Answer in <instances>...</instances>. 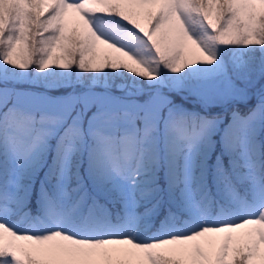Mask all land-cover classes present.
<instances>
[{
    "label": "snow or ice",
    "instance_id": "1",
    "mask_svg": "<svg viewBox=\"0 0 264 264\" xmlns=\"http://www.w3.org/2000/svg\"><path fill=\"white\" fill-rule=\"evenodd\" d=\"M97 15L137 30L139 55L102 38ZM217 46L264 51V0H25L7 15L0 264H264V97L221 129L220 117L178 108L159 92L139 103L88 84L128 73L184 87L197 77L193 94L228 99L241 91L236 80L256 70H198L217 64ZM81 70L87 91L79 94L54 98L16 86L76 85ZM245 184L250 198L240 193ZM33 197L38 214H21ZM109 203L120 207L115 216ZM165 206L158 230L137 233ZM21 216L27 222L14 223Z\"/></svg>",
    "mask_w": 264,
    "mask_h": 264
},
{
    "label": "trees",
    "instance_id": "2",
    "mask_svg": "<svg viewBox=\"0 0 264 264\" xmlns=\"http://www.w3.org/2000/svg\"><path fill=\"white\" fill-rule=\"evenodd\" d=\"M24 2L25 0H0V23H2L7 18V15L10 12L15 10L17 13H19L20 5L23 4ZM95 17L97 18V20L101 22V24H103L106 28H108L109 31L115 36L121 37V34L123 32V33L130 34L127 38L130 41L136 42L134 40V37H137V36L143 39V37L141 36V34L137 32V30L133 29L130 25H127L126 22L120 20L117 17H108V16H103V15H97ZM243 47H253V46H227V47L217 46L215 51L219 54V57L221 59L220 64H216L213 66H199L198 65L197 69L200 71H204V72L211 71L212 69L216 67H220V66H222L223 69H226L227 65L232 64V63H234L233 65L235 68L236 67L245 68V66H249L255 70L259 68L264 69V51H261L259 49V46H254L256 48H252V49H245ZM257 50H259V52ZM261 52H263V54H260ZM227 57L232 63H229L228 59L226 60ZM222 64H226V66ZM83 75L84 73L82 70H81V78H77L75 75H73L72 79L75 83H77L76 85L66 84V85L59 86V87L48 88L45 86L37 85L33 80L28 79V80L17 82L16 86L26 87V88H30L31 90H37V91L48 90L54 96L55 93L57 92H64V91H69V90L74 91V90H79L80 88H83V82H85L84 79L82 78ZM193 78L197 79V77H192L191 80H193ZM111 81H112L111 84L107 86L97 84L95 85L94 88L107 90L112 96H115L118 98H120L121 95L125 98H129L131 96H136L140 98V96L146 94L148 91L151 90L152 92L153 90L149 87L150 85L147 81L142 80L128 73L114 74L113 77H111ZM249 81L252 82L249 84V87L251 88L256 87L257 91L260 90L264 86V73H259V76L256 77L255 80L253 79L250 80V78L249 80H246V82L248 83ZM170 84L173 86L172 83ZM182 89H186L188 91V88H182ZM170 94L173 97V99H171L172 105H183L186 107L184 110L188 112H198L201 115L212 116L215 109L217 111V110H221L222 108L221 103H214V104H209V108L206 109L205 106H203L198 100L193 98V96H189V97L185 96L182 94V92H179L176 88L171 90ZM248 99H249L248 101H243V99H239L235 97L232 100L228 101V103H230L231 109L221 114V117H222L221 118L222 122L220 124L221 129L231 122L234 113L240 116L241 118H245L248 114H250V111L256 107V105H252L251 102L252 101L253 103L258 102L259 99H256L254 95H251L250 98ZM214 139H218V135L214 137ZM160 174H161L160 181H164L163 183H165V180L163 177V171H161ZM248 188H249V185L247 184L242 185L240 188L241 193L244 196H247V198L250 196L249 195L250 191ZM244 190H246V194L244 193ZM109 205L111 207V211L113 212L114 216L119 213L120 207L118 205L114 206L112 203H109ZM166 208L167 207L165 206L160 213L148 218L146 222H141L139 224L143 233H149L153 231L154 229H158V227L160 226V216L165 213ZM25 210H28V211H38L39 210V206L36 203L35 197H33L30 200L29 204L27 205L26 208L22 210L21 214ZM22 221L24 223L27 222L26 218H24Z\"/></svg>",
    "mask_w": 264,
    "mask_h": 264
},
{
    "label": "rangeland",
    "instance_id": "3",
    "mask_svg": "<svg viewBox=\"0 0 264 264\" xmlns=\"http://www.w3.org/2000/svg\"><path fill=\"white\" fill-rule=\"evenodd\" d=\"M91 20H92V24H93V26H94V28L97 30V32H98V34H100L101 36H102V38H105V39H108L110 42H112V43H114V44H116L117 46H119V47H122V48H124L125 50H127V51H129L130 53H132L133 55H139V53H137V48L138 47H141L138 43H136V42H133V41H130L129 39H122L121 37H119V36H115L114 34H112L110 31H109V29L108 28H106L103 24H101V22L99 21V20H97V18L94 16V17H91ZM198 35V34H197ZM258 52H259V50H257ZM215 53H216V55H217V57H218V59H217V64H220V62H221V59H220V57H219V54L215 51ZM260 54H263V52H261ZM145 55H147V53H145ZM228 59V57L226 58V60ZM228 62L229 63H232L229 59H228ZM234 63H232V64H229V65H227V68L226 69H223L224 71H231L233 68H235L234 67V65H233ZM222 65H225L226 66V64H222ZM231 67V68H230ZM247 67H249V66H245V68H247ZM262 68H259V69H257L256 71H255V73L250 77V80H255V78L256 77H258L259 76V73H261L260 72V70H261ZM191 78L192 77H189V78H187L186 79V81H185V86L184 87H176V86H172L170 83H168V82H165V83H163V84H157L156 82H148L149 83V87L151 88V89H153L152 90V92H151V90L150 91H148L146 94H144V95H142V96H140V98L139 97H136V96H131V97H129V98H125V97H123L122 95L120 96V98L119 99H121V100H136V101H138L139 103H143L145 100H147L150 96H152V95H155L157 92H159V93H161V94H163V95H165V96H167L170 100L171 99H173V97H172V95L170 94L171 93V90H173V89H177L179 92H182V94L183 95H185V96H193V98H195L196 100H198L203 106H205V107H209V104H214V103H221L222 104V108H221V110H217L216 111V109L214 110V113H213V115L212 116H218V117H220V118H222L221 117V114H223V113H225L227 110H229V109H231V107H230V103H228V101H230V100H232L233 98H239V99H243V101H248L249 99L248 98H250V96L251 95H254V97L256 98V99H259V101L258 102H255V103H253V102H251V104L252 105H257L258 103H260V99L262 98V97H264V86L260 89V90H258L257 91V89H256V87H249V84L250 83H252L251 81H249V83L248 82H246V80H244V79H237L236 80V87H237V89H240L241 91H239V92H236V93H234L231 97H229L228 99H224V100H214V101H205V100H203L202 98H200V97H198V96H196L195 94H193L192 92H191V89H190V87L188 86V85H190L191 83H193L196 79L195 78H193V80H191ZM244 82V83H242V82ZM246 82V83H245ZM84 83L85 82H83V88H80L79 90H69V91H64V92H57V93H55V95L53 96L48 90H39V91H37V90H31L30 88H26V87H19V88H21V89H24V90H31V91H36V92H45L47 95H49V96H51V97H54V98H56V97H63V96H67V95H69V94H71V93H73V92H75L76 94H79V93H82V92H84V91H87V88H85V86H84ZM88 84H89V86H91L92 88H93V90H95V91H99V92H103V91H105V90H102V89H97V88H94L95 87V85H91V81H88ZM182 88H188V91L186 90V89H182ZM186 90V91H185ZM188 93H190V94H188ZM172 97V98H171ZM175 106H177L178 108H181V109H185L186 107L185 106H183V105H175ZM220 108V107H219ZM220 111V112H219ZM213 112V111H212ZM249 115V114H248ZM247 115V116H248ZM246 116V117H247ZM245 117V118H246ZM222 120V119H221ZM161 174L159 173L158 174V181H160L161 179ZM161 187L162 188H164V187H166V181H165V183H162L161 184ZM213 192H215V189H213ZM242 195V194H241ZM219 196H221V197H219ZM243 196V195H242ZM250 196H251V189H250ZM246 198V197H245ZM217 199H218V201H219V204H220V206H229L228 205V202H227V200H226V198L225 197H223L222 195H218L217 196ZM101 203H104V201H102L101 200ZM108 207H109V205H107ZM110 208V207H109ZM218 210V209H217ZM236 211H239L238 209H236ZM167 212H168V208H166V211H165V214L163 215V216H160V222H163L164 221V219H165V217H166V215H167ZM35 213V215L36 214H38V213H36V212H34ZM34 215V216H35ZM13 219V221L14 220H16V221H14V223H19V224H25V223H22V221H21V218H15V217H13L12 218ZM185 223H189L190 224V220L187 218V217H185ZM136 231H137V233H140V232H142L141 231V228L138 226V224H137V226H136ZM155 232V231H154ZM143 233V232H142ZM153 232H150V233H148V234H145V233H143V234H145V235H151Z\"/></svg>",
    "mask_w": 264,
    "mask_h": 264
}]
</instances>
